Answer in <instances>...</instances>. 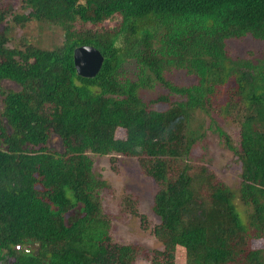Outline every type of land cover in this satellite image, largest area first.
<instances>
[{"label":"trees","instance_id":"trees-1","mask_svg":"<svg viewBox=\"0 0 264 264\" xmlns=\"http://www.w3.org/2000/svg\"><path fill=\"white\" fill-rule=\"evenodd\" d=\"M31 22L61 41L11 47L15 27ZM245 38L264 43V0L0 5V83L19 87H0V264H176L178 248L183 264H264V51L234 56L228 43ZM81 46L103 57L92 78L75 70ZM129 59L136 79L122 72ZM174 72L194 82L175 84ZM207 118L239 165L234 187L213 168ZM218 118L236 126V143ZM93 156L115 172L117 157L133 158L154 182L150 232L161 249L113 241L110 187ZM139 205L126 194L121 211L147 231Z\"/></svg>","mask_w":264,"mask_h":264},{"label":"rangeland","instance_id":"rangeland-1","mask_svg":"<svg viewBox=\"0 0 264 264\" xmlns=\"http://www.w3.org/2000/svg\"><path fill=\"white\" fill-rule=\"evenodd\" d=\"M12 3L16 11H19L21 0H0V5ZM26 40L32 44H41L43 47H50L53 42L59 43L61 41V34L57 29L44 27L42 31L36 22L29 23L25 28L19 26L15 27L13 39L9 42L11 47L23 49L21 41ZM22 41V42H23ZM228 48L234 56L250 57L255 60L261 57L264 51V43L254 41L251 38L242 40H234L228 43ZM252 54V55H250ZM137 71L133 60L129 59L124 62L122 72L128 77L135 78ZM175 84L190 85L194 82L193 78H187L181 72H174L170 76ZM0 87L5 90L18 91L19 87L9 81L0 83ZM161 92L159 86L154 87L143 94L141 97L147 101ZM157 109H162L161 106H156ZM2 109V97L0 95V111ZM202 117L201 115H199ZM199 117V118H200ZM217 118V117H215ZM219 124L223 131L230 135L234 143L237 141V128L235 125L225 122L224 119L218 118ZM206 130L209 129V119H205ZM207 145L209 148V157L211 158L213 168L217 175L230 187H234L238 178L239 165L233 162V154L227 150L222 141L219 139L213 130H207L206 137ZM51 149L62 151L60 140L52 136L49 143ZM115 167L117 172L111 169V164L107 157L93 156L94 159V172L105 180L109 187L110 192L104 193L103 207L107 213L112 216L111 236L113 241L120 244H140L146 248L161 249L162 245L152 236L150 230L155 224L158 223L152 211L153 196L156 192V185L150 179L142 175L138 163L133 158L117 157ZM126 194H133L139 198V213L148 218L150 228L143 231L140 227L138 218L132 217L128 213L121 211L122 198ZM176 264H183L184 252L183 249L178 248ZM134 264H150L143 258H137Z\"/></svg>","mask_w":264,"mask_h":264},{"label":"water","instance_id":"water-1","mask_svg":"<svg viewBox=\"0 0 264 264\" xmlns=\"http://www.w3.org/2000/svg\"><path fill=\"white\" fill-rule=\"evenodd\" d=\"M73 62L79 76L92 78L99 72L103 57L94 47L81 46L73 51Z\"/></svg>","mask_w":264,"mask_h":264}]
</instances>
